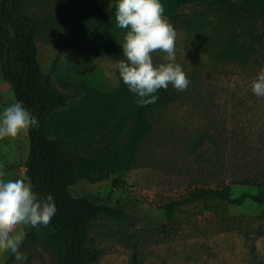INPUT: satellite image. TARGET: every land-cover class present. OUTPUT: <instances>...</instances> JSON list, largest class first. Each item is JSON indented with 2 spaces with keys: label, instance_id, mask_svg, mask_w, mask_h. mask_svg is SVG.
I'll list each match as a JSON object with an SVG mask.
<instances>
[{
  "label": "rangeland",
  "instance_id": "1",
  "mask_svg": "<svg viewBox=\"0 0 264 264\" xmlns=\"http://www.w3.org/2000/svg\"><path fill=\"white\" fill-rule=\"evenodd\" d=\"M85 2L23 0L26 15L48 23L35 37L38 61L51 88L65 96V103L47 117L48 138L59 136L52 126L54 117L78 105L90 89L116 93L123 82L116 64L126 58L118 49L91 54L83 48L92 38L73 46L63 42L69 26L61 16ZM95 2L109 14L111 0ZM180 11L178 21H168L177 33L174 63L187 74L189 86L177 91L169 85L176 97L150 113V130L127 171L69 188L74 196L89 193L102 205L119 207L130 218L125 224L106 217L91 223L90 242L101 257L90 264H264V204L251 199L239 205L183 202L196 187H221L233 177L264 178V98L251 91L252 80L264 69V37L245 64L230 45L238 27L220 7L189 4ZM111 24H116L115 15H108L102 26ZM258 31L264 33V23L258 24ZM167 62L164 53H153L154 64ZM14 102L0 68V112ZM125 125L122 147L132 134L130 124ZM73 145L87 154L97 147L77 141ZM27 152V135L0 140L4 180L26 178ZM231 189L233 198L244 192L264 193V187L231 184ZM29 229L25 226L26 234ZM19 251L25 257L22 262L8 253L3 264L58 262L39 240L24 239Z\"/></svg>",
  "mask_w": 264,
  "mask_h": 264
},
{
  "label": "trees",
  "instance_id": "2",
  "mask_svg": "<svg viewBox=\"0 0 264 264\" xmlns=\"http://www.w3.org/2000/svg\"><path fill=\"white\" fill-rule=\"evenodd\" d=\"M85 1L78 10L60 18L69 26L64 44L73 46L92 38L84 45L85 52L106 54V51L118 49L122 54L121 45L127 30L116 24L109 28L102 26L108 15H115L117 0H111L113 5L109 14L98 7L95 0ZM161 3L165 17L172 21H178L181 8L189 4L220 7L231 24L238 27L230 45L245 64L250 62L252 54L262 43L264 33L258 31V24L264 23V0H161ZM82 6L90 14L81 13ZM47 24L26 15L23 0H0L2 78L11 88L15 101L21 102L39 121L38 126L27 134L24 176L38 197L52 194L57 208L51 223L38 229L30 227L25 240H39L48 246L57 257V264H90L101 257L100 249L90 242L91 223L106 217L125 224L130 218L119 207L102 205L89 193L74 196L69 188L82 180L94 184L127 171L134 163L139 144L150 130V113L154 108L172 102L176 91L170 86L167 90L160 89L155 103L140 106L138 96L131 93L123 82L116 93L90 89L78 105L54 117L52 126L59 136L48 138L45 132L47 117L65 103V96L51 88L38 61L35 37ZM126 123L130 124L132 134L122 147L120 137L125 132ZM66 131L71 138L64 137L68 134ZM101 135L105 140L100 138ZM75 141L96 143L97 147L89 154L80 153L73 149ZM231 184L259 188L264 187V178L233 177L230 184L221 187H196L189 191L183 202L197 199L203 203L224 201L239 205L251 199L264 204L262 192H244L233 198Z\"/></svg>",
  "mask_w": 264,
  "mask_h": 264
},
{
  "label": "clouds",
  "instance_id": "3",
  "mask_svg": "<svg viewBox=\"0 0 264 264\" xmlns=\"http://www.w3.org/2000/svg\"><path fill=\"white\" fill-rule=\"evenodd\" d=\"M164 11L161 0H117L115 21L127 31L121 45L126 59L116 68L128 90L138 96L140 106L155 103L156 93L169 85L185 91L190 84L182 67L174 63L177 33ZM156 52L164 53L169 62L154 64ZM251 91L264 98V69L252 80ZM38 124V119L16 101L0 112V140L27 135ZM4 175L0 165V264L8 253L22 262L25 257L19 247L26 236L25 226L47 227L57 212L52 194L40 198L27 178L4 180Z\"/></svg>",
  "mask_w": 264,
  "mask_h": 264
}]
</instances>
